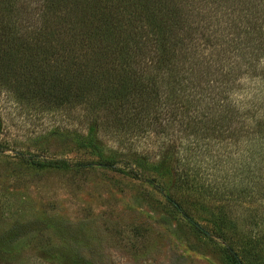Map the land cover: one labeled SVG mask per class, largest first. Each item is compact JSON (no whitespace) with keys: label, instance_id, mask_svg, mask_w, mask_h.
I'll list each match as a JSON object with an SVG mask.
<instances>
[{"label":"trees","instance_id":"trees-1","mask_svg":"<svg viewBox=\"0 0 264 264\" xmlns=\"http://www.w3.org/2000/svg\"><path fill=\"white\" fill-rule=\"evenodd\" d=\"M262 63L264 0H0V101L49 114L81 109L91 123L109 115L129 136L144 126L175 124L197 139L235 137L251 162L234 168L237 183L202 191L221 201H243L248 193L264 199V106L251 92L264 88ZM149 118L154 123L147 124ZM5 145L0 141V153ZM17 155L38 168L66 166ZM98 156L99 166L163 194L144 175L155 163ZM222 160L228 165L222 158L215 164ZM177 178L178 188L187 187L188 171ZM163 196L187 216L179 202Z\"/></svg>","mask_w":264,"mask_h":264},{"label":"rangeland","instance_id":"rangeland-1","mask_svg":"<svg viewBox=\"0 0 264 264\" xmlns=\"http://www.w3.org/2000/svg\"><path fill=\"white\" fill-rule=\"evenodd\" d=\"M261 68L264 73V63ZM251 92L264 106V88ZM10 106L1 99L0 141L7 149L0 153V264H234L227 248L242 264H264V199L248 193L244 202L221 201L202 193L237 183L234 168L251 162L241 156L235 137L197 139L175 124L143 125L129 136L108 114L91 123L81 109L49 114ZM100 153L137 165L155 163L147 170L157 175H144L163 194L144 180L99 166ZM17 154L66 166L38 168ZM219 158L228 165L222 160L217 166ZM184 171L187 187L178 188ZM163 195L179 202L187 216Z\"/></svg>","mask_w":264,"mask_h":264}]
</instances>
